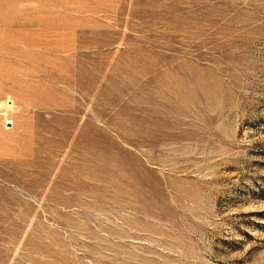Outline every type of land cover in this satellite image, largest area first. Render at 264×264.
Masks as SVG:
<instances>
[{
	"label": "rangeland",
	"instance_id": "obj_1",
	"mask_svg": "<svg viewBox=\"0 0 264 264\" xmlns=\"http://www.w3.org/2000/svg\"><path fill=\"white\" fill-rule=\"evenodd\" d=\"M0 264H264V0H0Z\"/></svg>",
	"mask_w": 264,
	"mask_h": 264
}]
</instances>
